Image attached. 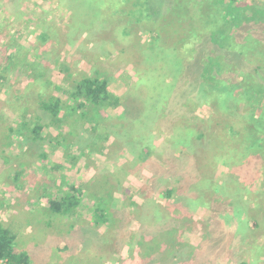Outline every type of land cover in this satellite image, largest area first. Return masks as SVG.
Returning <instances> with one entry per match:
<instances>
[{"label": "rangeland", "instance_id": "1", "mask_svg": "<svg viewBox=\"0 0 264 264\" xmlns=\"http://www.w3.org/2000/svg\"><path fill=\"white\" fill-rule=\"evenodd\" d=\"M208 1L162 0L158 2L163 13H160L159 22L149 21L147 23L148 20L155 18L150 17L143 18L142 22L136 23V20H132L128 15L122 20L117 15H111L115 0H23L21 3L15 1L16 8H13L14 1L2 0L0 2L4 5L0 7V18L5 13L3 28L7 31L10 41L16 39L26 42V48H23L24 55L40 61L44 55L43 51L45 52L51 63L48 72L49 79L55 85L63 86L62 82L68 79L66 78L68 73L94 75L95 72H99L109 78V89L115 95L122 97L129 88L142 84L141 79L145 76L146 64H151L150 60L155 55L149 51L150 43L154 41L151 31L162 29V42L159 44L161 49L169 51L168 49L178 48L180 51L183 40L193 37L191 32L182 30L183 27L187 29L190 25L188 12L195 13L198 9H201V13L205 12L207 7L213 4ZM164 2L165 6L162 5ZM226 6V1H223L217 4L213 12L221 11ZM167 7L172 8L168 10V13L166 12ZM204 7L205 10H203ZM229 11L234 18L239 19L240 17L242 24L252 17L256 22L259 21L258 24H264L262 22L264 20V0H237ZM181 13L185 14L181 16ZM209 14L212 16V12ZM252 14H255V17ZM27 16L29 20L24 18ZM209 18L211 21L218 20L210 16ZM100 20L107 24V31L104 35V31L99 27ZM162 20L170 23L179 21L177 23L181 25L175 24L168 28L167 23L163 24L165 21ZM128 21L131 25L130 35L125 36L121 34V30ZM231 21L233 22L232 18H230ZM200 28L204 29L202 34L209 33L208 28L203 26ZM41 33L47 36V43L41 44L42 49L38 47ZM247 36L250 37V35ZM251 36L255 37V35ZM256 37L255 40L262 39V45L256 47L254 43L245 44L244 49L248 52L254 51L255 55L254 57L242 56L245 58V61L241 62L244 73L255 68H260L264 73V34H258ZM50 44L54 46L51 50L47 46ZM187 46L190 45L187 44ZM57 63H61V66H56ZM154 65H160V62L156 61ZM237 68L240 69L238 66ZM234 70L237 72L236 69ZM256 79L261 82L258 78ZM20 80L25 81V78L21 76ZM17 85L14 86L17 87ZM31 85V83L28 84L27 88H40L37 82ZM16 87L9 86L8 89L5 88L7 91H0V223L14 234L16 237L14 247L19 251L27 252L31 264L147 263V257L140 263V259L143 258L140 254L145 250L143 246H147L149 242L148 239L141 238V232L143 236L151 237V229L157 230L160 226V224L157 225L156 220L161 217L162 210L166 211L164 205L167 202L178 203L185 208L189 198L196 196L200 189L204 191V196L215 191L213 196L219 197L223 203L215 202L208 208L192 210L196 225L193 229V222L190 225L191 230L179 234L185 245L180 248L174 242V249L176 247L178 251L180 249L181 251L178 255H172V260L177 264H264V155L255 152L258 148L239 150L236 148L239 146L238 143H231L232 138H237L231 132L239 131L238 128L244 126L245 119L250 118V111L256 106L243 104L237 107L238 109L229 111L228 114L236 112L237 117L244 121L236 120L235 116L234 119L229 118L225 114L220 125L215 120L217 117H212L208 107L198 108L196 112L198 120L193 125H196L195 127L200 131L204 130L208 143L203 139L204 147L196 150L201 149L196 161L193 159L187 162L186 165H190L188 168L190 177L176 184L175 178L171 176L162 178L165 175L163 173L158 174L160 175L158 178H153L154 174L151 170L153 165L167 169L166 164H172L173 171L176 170L175 163L180 161L179 158L177 160L172 158L177 157L182 149L180 146L173 148L174 145L170 146V144H175V138L178 137L179 132L176 131V127L180 125L181 117L185 114L183 109L177 110L178 112L170 120H167V117L174 110L168 115H162L153 120L150 123L152 131H133L134 136L147 137L156 151L162 144L170 146L165 152L161 151V155L159 154L161 160L156 159L154 153V158L133 164L130 154H125L115 148L113 150L111 148L113 153L108 151L103 155H90L89 153L83 155L76 146L75 149H69L65 153L69 160L67 157L65 159L61 148L53 150L52 148H55L53 145L45 143L44 150L39 147V151L38 144L28 143L29 148L35 153H45L48 156L47 163L42 166L37 157L32 159L30 155L17 156L20 151L17 143H13L10 147L1 145L8 133L7 127H15L16 123L21 121L20 113L27 105L26 101H30L24 96L16 100L13 96ZM48 91L49 93L54 92L53 89H48ZM23 93L22 87L20 94ZM260 113L262 111L257 108L255 114L260 115ZM38 114L41 112L39 111ZM111 115L115 116V113ZM200 120L203 122L199 124ZM213 123L216 125L215 129H212ZM208 124L212 126L209 128ZM118 127L119 125L115 129H119ZM114 132L117 133V131ZM48 135L54 137L56 134L47 129L42 131V137ZM20 138L17 134L14 138L12 136V139H16L17 142ZM2 151L12 155L10 163L3 160ZM80 153L76 163H73L72 157ZM194 154L193 152V156ZM19 161L30 164L25 169L22 167L24 174L15 179V173L21 171ZM49 161L63 163V169L58 171L50 167ZM198 165L203 168L198 170ZM29 174L32 175L30 179ZM62 174L70 177L71 185L77 182L86 192L98 194L105 200L110 198L108 204L110 203L111 209L115 211L114 215L118 217L116 221L112 224L108 223L107 226L102 225V227L90 226L88 223L91 220L90 207L92 208L94 200L89 199L88 196L81 198L80 208L70 218L57 216L55 219L45 212L37 217L28 214L34 211L32 205L36 203L37 206L38 201L31 197L34 203L28 204L30 207H24L26 194H34L33 188L35 187L38 195L44 194L43 199L47 194L59 198V190L64 191L60 181ZM209 178L215 184L214 190H211L212 187L206 190H204L206 186L203 189L198 187L200 186L198 179L202 182ZM42 183L48 188L40 192L38 188ZM168 188L175 189L169 199L164 195V191ZM210 198L214 202V198ZM139 206L141 208L135 210V207ZM239 207L242 213L238 212ZM123 212L125 216L122 215ZM129 213L135 214L129 217ZM217 213L218 218L213 219ZM47 222L50 223L49 226H46ZM17 223L20 226L14 225ZM173 236H177V233L173 232ZM172 251L162 250L158 254L156 263L166 260V256Z\"/></svg>", "mask_w": 264, "mask_h": 264}, {"label": "trees", "instance_id": "2", "mask_svg": "<svg viewBox=\"0 0 264 264\" xmlns=\"http://www.w3.org/2000/svg\"><path fill=\"white\" fill-rule=\"evenodd\" d=\"M13 1L17 3L23 2V0ZM159 1L161 2L162 0H115L111 15H117L121 20L124 16L128 15L132 20L135 19L136 23L142 22L143 18L155 17L153 20H148L147 23L149 21H152V23L153 21L159 22L160 13H162L159 6L160 3L158 4ZM194 1L197 2L198 0ZM223 1H226L227 6L222 8L221 11L216 10L214 13L213 11L217 8V4H221ZM236 1L209 0L208 2H212L213 4L207 7L208 9L206 10L204 7L203 10L205 12L201 13V9H198L195 13L188 12L190 25L187 26V29L183 27L184 29L182 30L184 32H191L193 37L183 40L184 42L181 43L183 47L181 46L180 51L178 48L168 49L169 51L161 49L159 44L162 42V29L159 28L160 31H151L154 41L150 43L151 47L149 51L155 53L152 60H150L152 65L146 64L145 76L141 79L142 84L129 88L122 97L115 95L109 89V78L104 77L99 72H95L94 75L68 73V77H66L68 79L62 82L64 83L63 86L59 84L55 85L49 79L48 72L51 63H49L43 50L44 55L42 59L35 61L23 53V48H26V42L23 40L17 41L16 39L10 41L7 31L3 28L5 13L1 9L4 16L0 18V91H7V87H16L14 85L18 84L19 86L17 85L14 89V98L19 100L24 96L26 100L28 98L30 100L26 101L25 104L27 105H25L23 111L20 113L21 121L16 123L15 127H7L8 133L2 141V147H10L13 143H17L20 149L17 156L22 154L24 156L30 155L32 159L37 157L43 166L44 163H47L48 156L45 153H35V151L29 148L28 143L38 144L39 151V147L41 150H44L45 143L53 145L55 147L52 148L53 150L61 148L64 151L65 159L67 157L65 153L69 149H75V146L78 147V151H81L83 155L84 153L103 155L106 152L108 153V151L113 153L111 148L112 150L115 148V150H121L125 154H130L133 164H139L146 162L150 158H154V153L155 158L161 160V151L165 152L172 145H174L173 148L180 146L182 151L177 157L172 158L175 160L179 158L180 161L175 163V171L172 169V164H166L168 166L167 169H170L169 171L158 165H153V169L151 170V173L154 174L153 178H158L160 176L158 174L163 173L165 175L162 178L171 176L175 178L176 184H180L190 177L188 170L190 165L186 164L193 161V159L196 161L197 154L204 147L202 140L205 139L204 141L208 143V139L203 132L204 130L200 131L195 127L196 125H193L198 120L196 116L198 108L201 106L208 107L212 113V117H217L215 120L220 125L223 122L222 119L226 116L225 114L229 118L234 119V116L237 117V113L231 112L228 114V112L238 109L245 104L246 106L254 105L256 108L250 111V118L247 120L245 119L244 121L241 118H236L240 122L244 121V126L238 128L239 131L231 132L237 136V138H232L233 142L231 143H238L239 146L236 148L239 150L241 148H255V150L258 148L255 152L259 153V155L260 153L264 155V73L260 68H255L248 73H244L241 64L243 60L245 61V58H242V56L251 55L254 57L255 55L254 51L250 50L248 52L244 49L245 44L251 45L254 43L256 47L262 45V39L258 41L254 38L258 34H264V24H258L257 22L259 21L256 22L253 17L246 20L243 24L240 23L241 18H234L229 11ZM16 2L15 5L13 4V8H16ZM165 4L164 2L162 5L165 6ZM3 5L0 2L1 8ZM169 9L172 8L167 7V13ZM187 9L189 10V8ZM211 12L212 16L209 14ZM184 14L181 13V16ZM208 15L218 18V20L211 21ZM252 16L255 17V14H252ZM24 18L28 19L29 17ZM230 18L233 19V22H230ZM99 19L102 18L99 17ZM100 21L99 27L100 30L104 31V35L107 31V24L103 20ZM29 22L31 23V21ZM177 22L179 21L173 23L165 21L163 24L167 23L166 27L168 28L175 26V24L181 25V23ZM262 22L264 23V20ZM129 23L130 21L127 22V27L124 26L122 28L121 34L125 36L130 35L129 28L131 25ZM16 24L18 23L16 22ZM200 26L208 28L209 33L202 34L204 29L200 28ZM247 35H250V37ZM251 35H255V37ZM39 41L38 47L42 49L43 45L41 44L47 43L45 33H41ZM12 42L15 43L10 44ZM187 44L190 46H187ZM47 46L49 50L54 47L51 44ZM156 61L160 62V65L155 66L156 64L154 65V63ZM60 64L57 63L56 66H61ZM21 76L25 78V81H23L24 79L20 80ZM166 78H168L167 81ZM256 78L261 82H258ZM18 80L20 82H16ZM35 82L40 84L38 86L40 88H37L38 90L36 88H27L28 84L34 85ZM22 87L24 93L20 94ZM48 89H53L54 92L49 93ZM257 108L262 111L260 115L255 114ZM181 109L184 110L185 114L181 117L180 125L176 127V131L179 133L178 137L175 138V144H170V146L162 144L156 151L155 147L147 140V137L134 136L133 131H152L150 123L159 116L168 115L174 110L167 117V120H170L178 112L177 110ZM39 111L41 114H38ZM112 113H115V116H112ZM201 122L203 121L200 120L198 123L200 124ZM117 125H119V129H115ZM207 126L210 128L212 125L209 126L208 124ZM214 127L216 125L213 123L212 129H215ZM45 129L56 135L54 137H50L49 135L42 137V131H45ZM84 131H88V133H84ZM114 131H117V133ZM15 134L21 137L19 142L16 139H12V136L14 138ZM199 148L201 149L196 151ZM188 149L189 152H187ZM193 152L195 153L194 156ZM2 153L4 155L3 160L10 163L12 155L5 154L4 151ZM80 155L81 153L76 157H72L75 159H71L73 163H76ZM48 163L50 167L58 171L63 169V163L59 164L56 161L53 163L49 161ZM28 164L30 163L24 161L18 162V165L21 166L20 169L22 167L25 169ZM197 167L198 170L203 168L201 165ZM15 174L14 177L16 179L24 174V170L21 169V171ZM31 176L29 174L28 178L30 179ZM208 176L210 175L208 174ZM60 181L62 187H64V191L59 190V198H56V196L51 197L50 194H47L45 201L43 199L45 197L44 194L38 195L35 192V187L33 188L34 194H26L24 207L34 203L33 199L38 201L37 206L36 203L32 205L34 211L28 214L37 217L45 212L55 219L57 216L70 218L80 208L81 198L88 196L89 199L94 200L92 208L90 207L91 220L88 222L90 226L102 227V225L107 226L108 223L112 224L116 221L118 217L114 215L115 211L111 209L110 203L108 204L111 200L110 198L105 200L104 197L101 198L98 194L86 192L77 182H75L76 185H71L70 177L65 174L61 175ZM198 181L200 183L199 188L203 189L206 186L204 190L211 187V190L215 189V184H213L210 178L205 180L206 182H200V179ZM46 188L48 187L42 183L38 189L40 192H43ZM174 192V188H168L164 191V195L169 199ZM203 192L200 189L196 196L190 197L185 208L178 203L171 204L170 202H167L164 205L165 207L163 206L166 211H161V217L159 218L161 222L156 220L158 222L157 225L160 224L162 228L160 229L159 226L157 230L151 229V237L143 236L141 232V238L148 239L149 242L147 246H143L145 250L140 254L143 257L140 259V263L147 257V263L157 264L156 259L162 250L170 249L172 251L174 249V242L180 248L185 245L184 241L180 239L179 234L181 235L183 232L191 230L192 226L190 225L193 222L194 229L196 220L195 215L192 214L193 209L208 208L211 204H215V202L223 203L219 200V197L213 196L215 191H212L209 195L207 193L205 196ZM209 196L214 198V202ZM44 201L45 203H43ZM137 208L141 207H135V210H138ZM155 208L158 209V207ZM238 212L242 213L240 207L238 208ZM133 214L135 213H129V217L133 216ZM122 215L125 216V213L123 212ZM232 216L230 215V217ZM217 218L218 213L213 219ZM48 223L46 226L50 225ZM14 225L20 226L19 223ZM173 232L177 233V236L174 237ZM171 236H173V239H171ZM15 240L16 237L9 228L0 223V260H5L9 264H31L28 253L19 251L14 247ZM179 251L175 247L172 253L166 256V260L158 264H177L171 257L174 254H180Z\"/></svg>", "mask_w": 264, "mask_h": 264}, {"label": "built area", "instance_id": "3", "mask_svg": "<svg viewBox=\"0 0 264 264\" xmlns=\"http://www.w3.org/2000/svg\"><path fill=\"white\" fill-rule=\"evenodd\" d=\"M0 264H9V263H7V261L5 260H0Z\"/></svg>", "mask_w": 264, "mask_h": 264}]
</instances>
